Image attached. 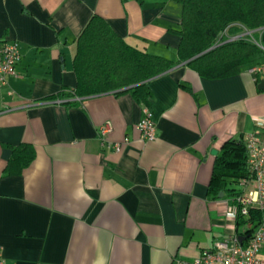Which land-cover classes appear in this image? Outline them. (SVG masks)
<instances>
[{"label":"crops","instance_id":"crops-1","mask_svg":"<svg viewBox=\"0 0 264 264\" xmlns=\"http://www.w3.org/2000/svg\"><path fill=\"white\" fill-rule=\"evenodd\" d=\"M95 14L131 46L177 60L178 0H0V40L21 53V76L0 84L4 264L187 263L225 231L224 200L208 186L222 145L264 119V63L222 79L176 65L150 80L147 106L131 92L48 99L76 86L77 38ZM145 107L154 140L136 127ZM20 144L34 160L4 175Z\"/></svg>","mask_w":264,"mask_h":264},{"label":"trees","instance_id":"trees-1","mask_svg":"<svg viewBox=\"0 0 264 264\" xmlns=\"http://www.w3.org/2000/svg\"><path fill=\"white\" fill-rule=\"evenodd\" d=\"M178 1L181 25L173 30L180 36L177 60L131 46L106 19L95 14L77 38L73 60L76 86L47 98L65 99L75 106L89 96L131 92L147 106L153 95L150 80L176 65L184 63L203 78L222 79L239 74L244 66L264 63V0ZM245 29L253 31L256 42L249 37L228 41L224 34L233 36ZM10 148L12 155L3 174H21L34 160L35 149L29 144ZM247 174L244 136L231 137L215 158L208 196L213 200L234 197L239 191L233 184ZM253 218H261V213L253 212ZM244 223L238 220V225Z\"/></svg>","mask_w":264,"mask_h":264},{"label":"built area","instance_id":"built-area-1","mask_svg":"<svg viewBox=\"0 0 264 264\" xmlns=\"http://www.w3.org/2000/svg\"><path fill=\"white\" fill-rule=\"evenodd\" d=\"M224 34L228 41L249 37L256 42L253 31L246 29L233 36ZM20 60L19 43L0 40V84L6 85L9 76H21L16 69ZM136 127L145 139L156 138V124L148 107L144 108V115ZM111 130L112 123L102 124L99 128L101 138L105 139ZM244 143L248 153V174L237 182L239 193L223 199L226 220L223 236L191 262L180 260L176 264H264V119L257 130L244 136ZM252 194L256 195L255 200ZM253 212L261 213V218H253ZM240 218L245 221L242 225H238ZM241 236L244 237L242 242ZM0 264H4L1 248Z\"/></svg>","mask_w":264,"mask_h":264},{"label":"water","instance_id":"water-1","mask_svg":"<svg viewBox=\"0 0 264 264\" xmlns=\"http://www.w3.org/2000/svg\"><path fill=\"white\" fill-rule=\"evenodd\" d=\"M258 88L264 90V80H262V81L259 83ZM213 152H214L215 154H217V150H214ZM223 194H224L223 192L220 193V198L223 197ZM243 239H244V237L241 236V237H240V241L242 242Z\"/></svg>","mask_w":264,"mask_h":264},{"label":"clouds","instance_id":"clouds-1","mask_svg":"<svg viewBox=\"0 0 264 264\" xmlns=\"http://www.w3.org/2000/svg\"><path fill=\"white\" fill-rule=\"evenodd\" d=\"M254 119H257V118L254 117ZM252 197H253V200L256 199V195L255 194H252Z\"/></svg>","mask_w":264,"mask_h":264},{"label":"rangeland","instance_id":"rangeland-1","mask_svg":"<svg viewBox=\"0 0 264 264\" xmlns=\"http://www.w3.org/2000/svg\"><path fill=\"white\" fill-rule=\"evenodd\" d=\"M233 186L236 187V188L238 187V186H237V183H234ZM221 200H223V199H221Z\"/></svg>","mask_w":264,"mask_h":264}]
</instances>
